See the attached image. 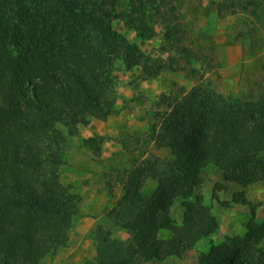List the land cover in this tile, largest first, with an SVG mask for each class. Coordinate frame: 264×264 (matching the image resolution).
Instances as JSON below:
<instances>
[{"label":"trees","instance_id":"obj_1","mask_svg":"<svg viewBox=\"0 0 264 264\" xmlns=\"http://www.w3.org/2000/svg\"><path fill=\"white\" fill-rule=\"evenodd\" d=\"M261 3L210 0L219 17L238 9L263 15ZM114 19L142 39L153 36L159 23L162 46L197 57L184 45L176 0H0V264H42L68 240L79 197L59 177L64 137L56 125L72 134L75 125L117 111V60L125 70L139 67L143 79L166 68L114 30ZM168 69L176 70L171 63ZM162 97L160 124L149 141L169 150L171 159L146 150L130 156L122 194L105 212L127 237H112L111 229L97 225L96 256L83 264H145L190 250L218 227L198 190L208 166L242 186L264 183V93L245 99L198 82ZM103 139L94 134L83 144L99 157ZM178 198L179 224L170 215ZM234 201H244L241 192ZM245 228L243 236L210 247L198 264H264V222ZM162 230L170 235L159 237Z\"/></svg>","mask_w":264,"mask_h":264},{"label":"rangeland","instance_id":"obj_2","mask_svg":"<svg viewBox=\"0 0 264 264\" xmlns=\"http://www.w3.org/2000/svg\"><path fill=\"white\" fill-rule=\"evenodd\" d=\"M176 1L185 24L184 45L197 57L190 59L162 46L164 29L159 23L154 26L153 36L142 39L121 19H114L111 22L114 30L136 43L143 52L160 57L166 68L155 77L143 79L139 77V67L125 70L117 60L113 70L117 111L105 120L91 117L88 124L75 125L72 134L67 127L56 125L55 129L64 137L60 143L64 162L59 177L79 197V212L68 231L66 244L55 253L46 254L42 264H83L93 260L96 242L92 230L97 225L111 229L112 237H127L124 230L113 226L105 212L122 194L121 183L131 155L146 150L171 159L169 150L156 148L149 141L150 132L160 124L163 95L172 91L180 93L198 82L223 95L233 93L245 99L264 93V14L257 8V14L241 13L238 9L237 13L219 17L210 0ZM261 1L264 7V0ZM168 63L176 70L168 69ZM94 134L104 137L99 157L83 144V139ZM117 151L121 155H115ZM200 176L198 190L217 219L218 227L205 233L181 257L169 256L145 264H198L200 255L224 238L243 236L246 223L264 222L262 181L242 186L225 179L223 171L212 166L206 167ZM150 185L154 187L155 182L151 181ZM240 192L244 201L236 203L234 199ZM182 213L178 198L170 210L175 223H181ZM169 235L166 230L158 233L162 238ZM260 245L264 246V237Z\"/></svg>","mask_w":264,"mask_h":264}]
</instances>
